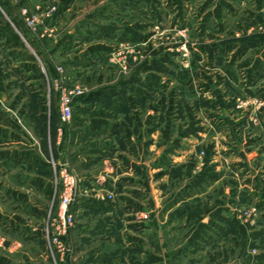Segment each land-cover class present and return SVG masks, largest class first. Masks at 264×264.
I'll return each mask as SVG.
<instances>
[{
    "label": "crops",
    "instance_id": "crops-1",
    "mask_svg": "<svg viewBox=\"0 0 264 264\" xmlns=\"http://www.w3.org/2000/svg\"><path fill=\"white\" fill-rule=\"evenodd\" d=\"M50 5L58 7L48 25L54 37L21 34L13 25L26 30L22 8ZM253 24L264 28V0H0V264H29L22 253L13 260L11 248L44 242L40 222L53 187L40 164L46 163L40 145L24 125L46 123L49 113L42 107L50 105L48 83L55 89L61 79L57 67L70 87H86L74 115L87 121L72 130L97 139L76 146H84L86 166L101 167L78 178L81 196L70 212L88 213L85 201L99 182L108 188L115 177L122 204L116 212L128 223L127 232L155 234L164 224L173 231L174 222L191 223L189 237L175 251L180 264H264V106L235 109L237 99L264 101V33ZM159 26L179 42L156 46ZM180 31L204 42L188 47L185 56ZM124 42L133 46L127 65L135 64L126 72L110 61ZM173 55L186 62L174 63ZM95 57L102 60L95 64ZM99 65L103 81L93 79ZM141 65L147 69L130 81ZM40 73L48 80L44 96ZM53 96L58 111L59 95ZM102 96L103 106H97ZM83 109L98 116L86 118ZM97 150L108 156L92 163ZM249 206L259 210L255 226L237 217ZM125 238L132 248L144 244L135 235ZM223 239L231 243L229 256L197 259ZM239 247L258 252L232 260Z\"/></svg>",
    "mask_w": 264,
    "mask_h": 264
},
{
    "label": "rangeland",
    "instance_id": "rangeland-1",
    "mask_svg": "<svg viewBox=\"0 0 264 264\" xmlns=\"http://www.w3.org/2000/svg\"><path fill=\"white\" fill-rule=\"evenodd\" d=\"M26 9H28L29 11L34 10L31 8ZM54 15H57V13H55ZM253 26L255 28H258V24H253ZM163 28V26H159L157 30L159 34L155 40L156 46L160 43L163 44L179 42L180 39L174 37L172 33H163ZM25 31H27L28 34L32 35L27 29L23 30V32ZM257 31H260L259 28L257 29ZM166 35L168 36V39H166ZM185 36V39H181V46L184 45V47H182L184 48V50L181 48V51L184 53V55L187 52L188 54L190 53L188 47L199 45L200 43L204 42V38H191L188 33H185ZM140 55L143 56L142 51H140ZM172 58L174 63L177 64L186 62V58L179 57V55H173ZM100 65L99 68L95 67V69H93V79L96 80L97 77L101 76V80L103 81V66ZM134 65L135 64L133 63H131V65H127L126 62V70L128 68H130V70H133ZM59 81L60 80L58 79V82ZM57 83L54 85L55 89H53V91L55 90L54 93L57 92L58 94H60V90L58 89ZM94 83H92L93 88H95L96 86V84ZM161 93L164 92L162 91ZM52 99H54V96H52ZM244 100V98H241V101ZM52 106L54 108V103H52ZM49 111L50 107L47 106V112L49 113L48 116L50 117V115L53 114L54 111ZM22 123L25 124L24 121ZM24 126H27L29 128V131L31 132L32 136H34L35 140L39 143L42 156L44 157L43 160L45 159V162L50 166L51 171L50 178L53 191L50 199L46 201V208L44 210L45 217L40 222L41 229L43 230L46 223L48 222V219H50L52 216H55L57 212L56 209L59 196L60 194H62L66 186L65 182H69L68 174L71 173L76 178V198L73 201V203H75L79 201L78 198H80L81 196V191L79 188L81 181L79 182L78 178L80 176H83L85 173H87V175L98 174L99 172H101V167H95V165L86 166L84 164V146L80 148L76 146L79 142L78 138H74L72 139V141L67 138V135H65V129L63 128L64 125L61 123V121L57 122L56 120L51 119L50 122L47 121L46 123H44L43 121L35 120L33 122H27V124H25ZM85 139H83L82 141L96 142L97 140H91L94 139V136H92L89 140ZM56 147L59 148L56 149ZM79 153H81V156L77 158V155ZM70 165L72 167H70ZM65 168L68 171V174H66V172H63ZM79 169L83 171L79 172ZM2 200L3 199H0V210L3 209V206H1ZM89 200L95 201L93 198H90ZM208 202L209 200H205V203ZM94 203H96V201ZM119 206H122L121 201L120 199L116 198L114 206L115 209H113L114 211L112 210L111 212H105L103 214V212L94 213L88 211L87 213L86 211H84L85 209H79V211H76L75 214H73L74 223L73 227L71 228L72 233L70 234V241L68 240L66 243L63 242L61 246L62 248H60V250H58L56 246L51 248L48 247L46 245V242H43L41 246H34V248L12 247L11 250L15 252L13 260H19L17 258H19V254L22 253L23 255L29 256V264H42V262L44 264H147V261H152L153 264H180L179 261L177 262L175 251H178V247L182 244L183 241H185L189 237V229H191L192 227L190 222L186 223L182 227L177 222H174L175 225L172 228L173 231H171L170 228L166 227L167 224H164L165 226H160L161 228H159L158 233L155 234H152V232L148 233L147 229L141 231L142 233H139V231L127 232V230L129 229L128 223H126V220L122 219L120 212H116L120 210ZM250 207L251 206L247 208ZM160 221L163 222L164 219L161 218ZM32 224H34L33 227H36V222ZM103 228L105 229L103 230ZM127 234L140 237L144 244L140 245V247L132 248L128 244V241L125 240ZM2 237L3 230L2 224L0 222V239ZM42 240L45 241L43 238V231ZM222 242L223 243L220 246L213 245L208 248V250H206L205 252L197 254V259L199 260L200 256L202 255L203 257L220 254H225L229 256L228 248L230 247L231 243L225 241L224 239L222 240ZM0 249L1 251H3L2 247H0ZM35 249L39 253L38 255L35 254ZM217 249H220L219 253V250ZM251 249L252 248L243 249L242 247H239L233 250L234 252L230 256L233 260L237 256L242 257L246 255V253H248L249 250L251 251ZM103 255H108L110 256V258L104 260ZM197 255H192L191 259L195 260ZM142 261L145 262L142 263ZM181 264L189 263L184 260V262Z\"/></svg>",
    "mask_w": 264,
    "mask_h": 264
},
{
    "label": "built area",
    "instance_id": "built-area-1",
    "mask_svg": "<svg viewBox=\"0 0 264 264\" xmlns=\"http://www.w3.org/2000/svg\"><path fill=\"white\" fill-rule=\"evenodd\" d=\"M57 12L56 5H50L45 9L41 7H36L33 11H29L26 8H22L20 10V19L24 27L34 36L40 39L43 38H52L55 35V31L49 28V23L53 21L54 14ZM259 30L264 33V28L259 27ZM180 36L185 39L184 31L179 32ZM184 45L181 46V48ZM184 50V48H182ZM133 53V46L129 43H121L119 46L113 51L111 55V62L118 64L121 67L122 72H126V62L127 56ZM57 72L59 74H63V70L61 67H57ZM61 82V81H60ZM58 89L60 90L59 95V115L60 121L62 124H68L72 118V108L71 102L72 99L76 96L83 95L86 91V88L83 86H74L71 89H67L62 87L60 83H57ZM264 106V101L259 99H248L241 101L237 99V103L235 105L236 110H241L245 108H251L252 110H260ZM255 124H257V119L252 120ZM63 172L68 174L66 168ZM69 182H65V188L60 194L58 203H57V212L55 216H52L48 219L45 227L43 228V238L48 247H57L58 250L62 248L63 238L68 233V231L73 227L74 216L73 213L70 212L69 207L73 203L76 194V178L73 174H68ZM113 177L110 182L111 186L108 188H103L104 182L103 180L99 182L98 189L94 190L92 193V198L95 201L99 202H115L116 194H115V182L116 180ZM237 217L250 226H255L256 221L259 217V210L257 207H250L247 209H241L237 211ZM258 252L257 247H253L250 251L251 254L256 255ZM250 264H255L252 262Z\"/></svg>",
    "mask_w": 264,
    "mask_h": 264
},
{
    "label": "trees",
    "instance_id": "trees-1",
    "mask_svg": "<svg viewBox=\"0 0 264 264\" xmlns=\"http://www.w3.org/2000/svg\"><path fill=\"white\" fill-rule=\"evenodd\" d=\"M56 13H58V7H57V12ZM56 17V15L54 16V18ZM53 18V19H54ZM13 25L16 27V29L21 33V34H23V31H22V29L20 28V26H19V24H16V23H14L13 22ZM27 42H28V40H27ZM30 44V43H29ZM98 57H95L94 58V63L96 64L99 60H102V58L100 59V58H98ZM62 68V67H61ZM147 68L146 67H144V65H141V66H139V68H137L136 70H135V72L133 73V75L129 78L130 79V81H135L136 82V76H137V74L139 73V71H141V70H146ZM62 70H63V68H62ZM39 80H41L42 81V86H41V91H42V94H43V96H44V92H43V89H44V86L46 85V83L48 82V80H46V75L45 74H43V73H40V75H39ZM129 79H127L126 81H121L120 83L124 86V85H126V82L127 81H129ZM60 81H59V83H60V85L62 86V87H65V88H67V89H71V88H73V87H70L69 85H68V80H67V77H66V75L63 73L62 75H61V79H59ZM49 84V89H50V91H49V107H50V111H54L53 112V114H51L50 115V117L49 116H47V119H46V122L48 121V122H50V120L51 119H54V120H56L57 122H59L60 121V115H59V107H58V112L56 111V110H53V106H52V103H53V99H52V96L54 95V91H53V88H52V85H51V83L49 82L48 83ZM58 95H60V94H58ZM85 96V94H83V95H80V96H76V97H74L73 99H72V102H71V108H72V118H71V120H70V122L68 123V124H63L64 126H63V128L65 129V135H67V138L69 139V140H71L72 141V139H74L75 138V134L77 135V137H76V139L78 138V140L79 141H82L83 139H85L87 136H90L91 135V133L89 132V131H83V133H81V131L79 132V131H73L72 130V127H74V126H80V125H82V123H83V121H87V119H78L77 117H75V110H74V102L76 101H78L79 99H82L83 97ZM103 106V96L102 97H100L99 99H98V101H97V106ZM45 111L47 110V108L46 107H42ZM114 109V108H113ZM49 111V112H50ZM82 111V110H81ZM83 111H84V109H83ZM85 113H86V118H91V117H95V116H98V112L97 111H95V110H90L89 112L87 111H84ZM52 117V118H51ZM59 120V121H58ZM43 122H45V120H43ZM84 124V123H83ZM83 126V125H82ZM95 153V159H94V161H92V163L93 162H98V161H101V160H103V158H105L106 156H108V155H106L105 153H103V151H96V152H94ZM41 164V166H42V168H44V170H45V174L46 175H48V176H51V171H50V166L47 164V163H40ZM95 201H93V200H87V201H85V203H87V205H89L88 207H86V208H88L89 210L88 211H91V212H94V213H104V212H111L113 209H114V206H115V202H97L96 201V203H94ZM83 204V203H82ZM74 205V203H72L71 205H70V207H69V210H70V208L72 207ZM86 205V204H85ZM71 211V210H70ZM72 213V212H71ZM105 228H103V230H104ZM72 231V229H70L69 231H68V233H67V235L63 238V242H67L68 240L70 241V232ZM45 242V241H44ZM111 254H113V253H111ZM108 258H110V256H108V255H103V259L104 260H107ZM148 263L147 264H150V261H147Z\"/></svg>",
    "mask_w": 264,
    "mask_h": 264
}]
</instances>
